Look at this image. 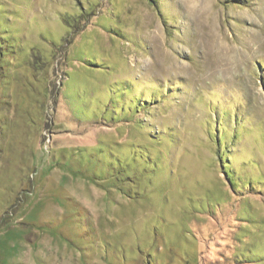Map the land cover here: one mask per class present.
Listing matches in <instances>:
<instances>
[{"label":"rangeland","instance_id":"1","mask_svg":"<svg viewBox=\"0 0 264 264\" xmlns=\"http://www.w3.org/2000/svg\"><path fill=\"white\" fill-rule=\"evenodd\" d=\"M0 264H264V0H0Z\"/></svg>","mask_w":264,"mask_h":264},{"label":"trees","instance_id":"2","mask_svg":"<svg viewBox=\"0 0 264 264\" xmlns=\"http://www.w3.org/2000/svg\"><path fill=\"white\" fill-rule=\"evenodd\" d=\"M219 156H220V153H219Z\"/></svg>","mask_w":264,"mask_h":264}]
</instances>
